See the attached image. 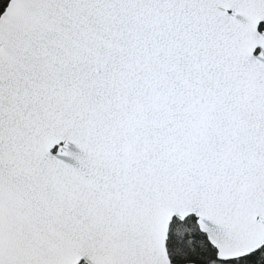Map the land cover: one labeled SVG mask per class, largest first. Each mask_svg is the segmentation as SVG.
Wrapping results in <instances>:
<instances>
[{"label": "snow or ice", "instance_id": "6c2138e0", "mask_svg": "<svg viewBox=\"0 0 264 264\" xmlns=\"http://www.w3.org/2000/svg\"><path fill=\"white\" fill-rule=\"evenodd\" d=\"M0 264H264V0H0Z\"/></svg>", "mask_w": 264, "mask_h": 264}]
</instances>
